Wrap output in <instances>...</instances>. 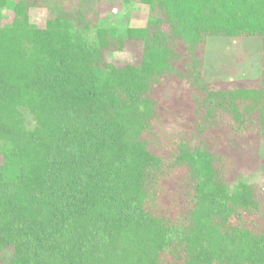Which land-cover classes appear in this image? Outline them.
Returning <instances> with one entry per match:
<instances>
[{
    "label": "trees",
    "instance_id": "16d2710c",
    "mask_svg": "<svg viewBox=\"0 0 264 264\" xmlns=\"http://www.w3.org/2000/svg\"><path fill=\"white\" fill-rule=\"evenodd\" d=\"M85 1L0 0V264H264L231 153L264 143V0H134L125 27ZM210 36L261 38L257 85L205 78ZM129 41L139 63L107 60Z\"/></svg>",
    "mask_w": 264,
    "mask_h": 264
},
{
    "label": "rangeland",
    "instance_id": "374dc122",
    "mask_svg": "<svg viewBox=\"0 0 264 264\" xmlns=\"http://www.w3.org/2000/svg\"><path fill=\"white\" fill-rule=\"evenodd\" d=\"M99 11L106 12L108 20L111 21L110 24L119 27L143 26L148 17L146 9L134 0L128 3L124 0H102L99 4L97 0H87L83 3L82 23L97 19ZM29 13L30 21L35 24H40L48 15L47 10L43 8H32ZM12 19V12L4 10L0 23L10 24ZM141 49V43L129 41L128 49L121 52H108L106 58L117 65L126 62L139 63ZM204 58L205 78L208 81L219 78L221 79L220 86L224 88L255 86L261 74L262 40L257 36H210L207 39ZM25 116L28 125H32L29 113L25 112ZM242 150L244 152L231 151L241 166L240 169L243 172L241 181L264 183V143H255L252 147L245 146ZM230 185L232 190L239 187V183L233 180ZM6 253L9 254L8 249Z\"/></svg>",
    "mask_w": 264,
    "mask_h": 264
}]
</instances>
